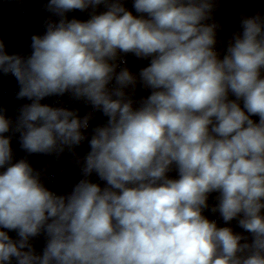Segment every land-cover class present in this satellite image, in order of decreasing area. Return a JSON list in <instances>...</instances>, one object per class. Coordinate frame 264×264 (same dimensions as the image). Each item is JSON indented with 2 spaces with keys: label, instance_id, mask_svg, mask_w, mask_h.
<instances>
[{
  "label": "clouds",
  "instance_id": "1",
  "mask_svg": "<svg viewBox=\"0 0 264 264\" xmlns=\"http://www.w3.org/2000/svg\"><path fill=\"white\" fill-rule=\"evenodd\" d=\"M131 3L42 0L29 52L0 38V74L28 101L0 106V264H264V13L241 12L221 56L220 0ZM65 94L91 111L43 103ZM66 153L81 179L57 193L29 157Z\"/></svg>",
  "mask_w": 264,
  "mask_h": 264
}]
</instances>
